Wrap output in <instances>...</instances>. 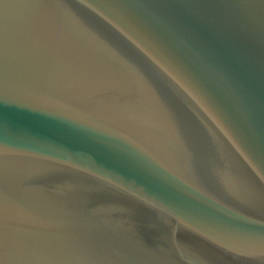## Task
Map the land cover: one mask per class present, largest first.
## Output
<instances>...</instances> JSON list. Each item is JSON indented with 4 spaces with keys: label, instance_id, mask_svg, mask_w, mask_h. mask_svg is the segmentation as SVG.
<instances>
[{
    "label": "water",
    "instance_id": "1",
    "mask_svg": "<svg viewBox=\"0 0 264 264\" xmlns=\"http://www.w3.org/2000/svg\"><path fill=\"white\" fill-rule=\"evenodd\" d=\"M0 264H264V0H0Z\"/></svg>",
    "mask_w": 264,
    "mask_h": 264
}]
</instances>
